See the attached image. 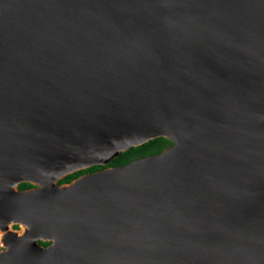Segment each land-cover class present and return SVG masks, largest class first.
<instances>
[{"label": "water", "instance_id": "1", "mask_svg": "<svg viewBox=\"0 0 264 264\" xmlns=\"http://www.w3.org/2000/svg\"><path fill=\"white\" fill-rule=\"evenodd\" d=\"M0 226V264H264V0H0Z\"/></svg>", "mask_w": 264, "mask_h": 264}, {"label": "trees", "instance_id": "2", "mask_svg": "<svg viewBox=\"0 0 264 264\" xmlns=\"http://www.w3.org/2000/svg\"><path fill=\"white\" fill-rule=\"evenodd\" d=\"M173 142L166 138V137H157L148 142H145L139 146H133L130 149L123 151L119 154V156L115 157L110 163L107 165L97 164L91 167L81 169L65 176L61 182H70L74 178L78 177L79 175L87 172H93L97 170L104 169L110 166H121L130 163L131 161L142 158L149 155H155L163 152L166 148L170 147ZM31 186L29 183H23L20 187H28ZM40 243L43 245H49V241L40 240Z\"/></svg>", "mask_w": 264, "mask_h": 264}, {"label": "flooded vegetation", "instance_id": "3", "mask_svg": "<svg viewBox=\"0 0 264 264\" xmlns=\"http://www.w3.org/2000/svg\"><path fill=\"white\" fill-rule=\"evenodd\" d=\"M91 167V166H90ZM85 169V168H84ZM81 170V169H80ZM78 171V170H77ZM98 171V170H97ZM93 172H95V171H93ZM74 173V172H73ZM87 173H91V172H87ZM71 174V173H70ZM83 174H86V173H83ZM83 174H81V175H83ZM67 175H69V174H67ZM67 175H65V176H67ZM81 175H79V176H81ZM64 176V177H65ZM78 176V177H79ZM63 177V178H64ZM63 178H61L59 181H58V183L59 184H64V183H68V182H61V180L63 179ZM77 178V177H76ZM75 179V178H74ZM73 179V180H74ZM72 181V180H71ZM70 181V182H71ZM23 183H29V184H31V186H28V187H20V185L21 184H23ZM36 185L35 184H33V181L31 182V181H27V180H22V181H20L19 182V184H18V188L20 189V190H29V189H32L33 187H35ZM10 226L12 227V229H14V231H18V232H22L23 231V226L20 224V223H14V222H12V223H10ZM3 231V232H2ZM9 239H10V233H8V232H6V230H5V232H4V230H3V228H2V226H0V252H2V251H6L7 250V243H8V241H9ZM43 245V244H42ZM44 246H46V245H44ZM48 246V245H47Z\"/></svg>", "mask_w": 264, "mask_h": 264}, {"label": "bare ground", "instance_id": "4", "mask_svg": "<svg viewBox=\"0 0 264 264\" xmlns=\"http://www.w3.org/2000/svg\"><path fill=\"white\" fill-rule=\"evenodd\" d=\"M24 178H30V179H35V178H33V175H30V176H24ZM37 179V181L39 180V178H36ZM4 230V229H3ZM3 232V231H2ZM4 232H5V230H4Z\"/></svg>", "mask_w": 264, "mask_h": 264}]
</instances>
